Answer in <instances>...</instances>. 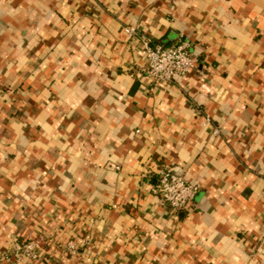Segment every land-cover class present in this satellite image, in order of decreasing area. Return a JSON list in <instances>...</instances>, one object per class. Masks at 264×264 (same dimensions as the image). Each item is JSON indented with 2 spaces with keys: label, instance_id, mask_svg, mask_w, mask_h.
Returning a JSON list of instances; mask_svg holds the SVG:
<instances>
[{
  "label": "crops",
  "instance_id": "crops-1",
  "mask_svg": "<svg viewBox=\"0 0 264 264\" xmlns=\"http://www.w3.org/2000/svg\"><path fill=\"white\" fill-rule=\"evenodd\" d=\"M142 37L195 68L156 86ZM0 264H264V0H0Z\"/></svg>",
  "mask_w": 264,
  "mask_h": 264
},
{
  "label": "built area",
  "instance_id": "built-area-1",
  "mask_svg": "<svg viewBox=\"0 0 264 264\" xmlns=\"http://www.w3.org/2000/svg\"><path fill=\"white\" fill-rule=\"evenodd\" d=\"M125 35L129 40L139 38L138 29L135 27H127ZM140 40L141 56L145 63L142 72L145 73L144 77L156 86L174 83L176 79L187 76L195 68L198 58L188 43L166 47L152 46L151 39L147 37H142ZM218 133L219 130L215 129V134ZM198 189L199 186L190 183L173 170L167 169L159 172L153 192L159 196L163 204L173 210L181 211L191 206ZM38 247L35 241L17 243L15 246L17 261L24 258L29 261L39 260ZM69 249L75 252L73 244L69 246Z\"/></svg>",
  "mask_w": 264,
  "mask_h": 264
}]
</instances>
